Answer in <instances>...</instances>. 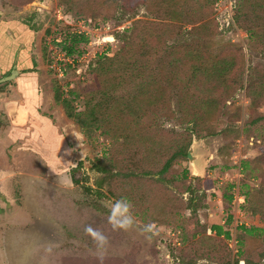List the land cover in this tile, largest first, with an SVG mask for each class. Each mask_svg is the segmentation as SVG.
<instances>
[{
    "label": "trees",
    "instance_id": "1",
    "mask_svg": "<svg viewBox=\"0 0 264 264\" xmlns=\"http://www.w3.org/2000/svg\"><path fill=\"white\" fill-rule=\"evenodd\" d=\"M72 1L64 0L63 5L66 11L73 10L76 18L97 15L116 25L144 10L149 17L163 21H136L130 29L115 32L121 46L111 55H99L87 66L85 75L92 81L73 79L79 63L66 62L60 67L63 76L53 84L54 101L62 106L67 118L76 122L93 147L102 148V157L92 167L97 174L96 189L83 187L84 191L104 199L107 196L102 189L106 188L109 197H124L132 203L142 228L145 223L158 222L170 233L178 232L180 245L168 247L175 264H198L201 260L212 264H264V244L256 236V232L264 235V229L239 227L242 237L233 257L226 243L229 233L221 225H213L209 231L214 234L210 236L198 218L200 201L213 182L191 178L185 184L187 168L182 174L174 171L175 165L187 162L190 137L221 136L224 145L220 150H232L233 141L228 137L234 140L240 131L228 127L241 119L242 109L236 107L230 113L227 102L236 93L244 92L248 117L241 132L259 155L241 162L245 178L244 190L239 194L243 192L245 197L244 208L247 204V211L259 214L264 222V115L260 111L264 107V0H233L236 6L232 20L246 32L250 51L262 63L258 69H249L245 77L240 45L215 41L219 33L217 22L211 18L214 0H84L77 6ZM169 26L178 31L172 40L163 34ZM47 34L50 30H46ZM179 36L194 40L182 44ZM85 42L84 35L64 33V39L53 44L73 57L81 53L76 45ZM47 49L46 45L44 51ZM81 102L83 108L79 109ZM221 116L227 117L229 123L217 133L211 124L222 123ZM176 126H185L189 138L179 142ZM81 166L82 162H78L71 173ZM230 167L224 165V169ZM252 180L258 182L256 187ZM72 181L81 183L73 175ZM235 187L227 184L223 189L226 210L231 207ZM172 193L190 196V220H180L178 214L176 219L177 196H170ZM88 204L96 210L105 208L97 202ZM231 221L229 214L226 224Z\"/></svg>",
    "mask_w": 264,
    "mask_h": 264
},
{
    "label": "rangeland",
    "instance_id": "2",
    "mask_svg": "<svg viewBox=\"0 0 264 264\" xmlns=\"http://www.w3.org/2000/svg\"><path fill=\"white\" fill-rule=\"evenodd\" d=\"M63 1L0 0V15L6 13L2 15L3 18H0L1 21L9 22L7 24L10 25L14 24L18 29L15 30V33L21 34L23 38L26 37L27 50L21 53L20 63H27L31 59L35 60L36 68L33 69V76L29 75L32 77L26 76L25 78L29 79L34 89L38 91L37 94L43 97V105H40V108L42 106L44 111L51 114L54 121L52 123L55 126L57 123L61 126L63 134L67 138L65 140L69 145L70 160L72 159V162L66 164L65 167L58 166L54 170V180L49 183L45 182L48 186L42 187L44 191L35 188L31 191L28 190L26 197H28L29 203L26 208H22L23 195L19 187V184L22 185L20 183L22 181L12 177L11 173L15 172V167L20 168L19 171H24L22 166L24 161L22 163L16 162L15 167L10 165L13 160L9 156L15 158L18 153L15 147H9V145H13V141L11 137L9 138L8 132L12 130L14 124L7 113L9 106L4 105V102L10 100L8 98L16 94V85H8L7 92L0 90V172H4L1 174V184L4 191H0V219L6 221L0 223V264H175L168 247L173 248L180 245L178 232L172 231L170 233L167 227L159 225L158 222H153L152 224L155 225L153 232L144 233L141 231L143 224L140 217L134 212L137 228L129 231L112 229L107 222V217L112 203L117 198L109 197L106 188L102 189L107 196L104 199H99L94 192L84 191L83 188H90L92 191L96 189L94 179L97 174L92 171V167L97 163V159L102 157V148L99 145L93 147L76 122L67 119L61 106L52 103L50 100L53 84L58 81L56 79H61L60 77L63 76L60 67L64 63L80 64L77 76L73 79L84 80L85 82L92 81L91 76L85 75L87 66L99 55L103 53L111 55L121 46L114 36L115 32L130 29L136 21L154 23H163V21L149 17L144 10H141L133 18L116 25L112 20L103 21V17L97 15L95 18H91V16L76 18L73 15V10L71 12L65 10L66 6L63 5ZM73 1H75L73 5L77 6L84 0ZM73 5L72 8L74 9ZM235 6L233 0H214V13L211 18L217 22L219 33L215 38L217 43L230 42L240 45L239 50L243 54L244 62L243 77H245L248 75L249 69H258L262 63H259L258 57L250 51V40L246 32L237 28L232 20ZM176 24L177 22H175ZM174 28L169 26L163 30V34L171 40L174 39L178 33L177 29ZM191 28L192 26H185V29ZM46 30H50V34L45 35ZM64 33L86 37L85 43L76 45L78 51L81 52L80 54H73V57H70L60 52L58 47L53 44L54 41L63 40ZM32 37L37 39L36 43H32ZM40 38H42V45L39 50L37 41ZM179 38L182 44H189L194 40L193 37L191 39L179 36ZM46 45L48 49L44 51ZM213 48L215 52L217 47L214 44ZM28 65L30 66L29 63H27ZM227 105V110L230 113L234 112L236 107L242 109L241 119L233 121L228 127L240 131V135L236 139L232 140V137H228L229 141H233L232 150L226 151L224 149L225 153L220 150V147L224 145L221 136L190 137L192 139L191 144L194 143L195 146V153L202 157L199 164L200 176L194 177L192 175L188 169V161L175 165L174 171L176 175L182 174L183 169L187 168L189 174L187 181H183L185 184H188L191 178L213 182L211 188L207 189L206 196L200 201L202 209L197 212L198 218L201 224L207 226L210 236L214 234L209 231L213 225H221L223 231L229 233L230 238L226 243L234 257L238 249L237 241L239 236L242 237L239 227L264 229V222L259 214H251L249 210L247 211V204L245 205L247 209L244 208L243 199L245 197L241 195L243 192L239 194L240 191L244 190L242 180L245 178L244 172L241 171V162L251 161L259 155L258 150L252 146L251 140L245 139L241 132L248 117V101L244 92L236 93L233 100H228ZM78 108H83L82 102ZM260 111L264 115V107ZM37 112L41 114L39 109ZM219 119L222 123L216 125L217 122L214 121L211 124L217 133L224 126L227 127L226 125L229 123V119L225 116H221ZM185 129V126L183 128L176 126L178 135H180L179 142L189 138L188 131H184ZM25 161L28 164L27 168L33 169L38 165L36 162L39 159L36 155L32 156L31 159H25ZM78 162H82V166L78 167L76 172L71 173V170L77 167ZM224 165H229V167L231 165V167L224 169ZM41 173L44 175L43 172ZM72 175L81 181L79 185L73 183ZM9 176L12 177L11 183L14 187L10 192L7 189L9 188V181L6 180ZM252 181L250 183L254 182L253 185L256 187L258 182ZM51 183L54 184L50 185ZM5 184L7 187H3ZM227 184H235L236 186L235 196L228 210H226L222 200L223 189ZM253 188L254 186L249 191L251 192ZM170 196H177L176 219L178 214V219L190 220L191 211L187 206L190 196L186 193L179 195L172 193ZM89 202L101 203L102 207H105V211L104 209L101 211L89 207ZM229 214L232 216V221L227 225L226 218ZM89 224L104 231L108 237L109 243L102 254L97 252L91 238L85 234L84 229ZM145 225L147 224L145 223ZM256 236L264 244V235L256 232ZM198 264L212 263L201 260ZM240 264H244V262H240Z\"/></svg>",
    "mask_w": 264,
    "mask_h": 264
},
{
    "label": "crops",
    "instance_id": "3",
    "mask_svg": "<svg viewBox=\"0 0 264 264\" xmlns=\"http://www.w3.org/2000/svg\"><path fill=\"white\" fill-rule=\"evenodd\" d=\"M4 14H6V13L1 14L0 18H3L2 15H4ZM7 23H9V22H3L0 19V38L4 37V35H3L4 31L18 30L14 24L10 25ZM39 45H40V41H37V46L39 47ZM29 83L30 82H28V83H24V81L21 82V85L15 94L16 96L13 95L11 98H8L10 100L4 102V105L9 106V109H7V111H8L7 113L9 115L11 113L14 116L13 118L16 119V124H14L12 126L13 128L11 131H9V133L11 132L12 134H15V137H17L18 134H21L20 141H22L23 143L26 141V138H27L26 134H27V130L29 129L26 127L27 126L26 124L29 123L28 118L29 117L37 118V116L34 114V112H36L40 108V105L43 104L42 103L43 97H40L37 94V91L34 89L33 85L31 83H30V85H28ZM50 100L52 103H56L54 101V98H53V92H52V96H51ZM61 108H62V106H61ZM63 112H64V110H63ZM64 114H65V112H64ZM66 118H67V116H66ZM51 120L53 121V118ZM65 123H67V122L65 121ZM51 127H52V135L48 138H45V139H43L41 137L42 135H41V132L39 131V128L35 127L34 128L35 138L33 139L36 141L37 140L38 141H44L43 143L45 145H48V147H49L48 148L49 159L47 161H48L49 165L47 167H44V169H42V170L39 168L38 170H36V173H35V170L31 173H28V172L25 173L24 171H21V170L11 173L12 177H14L16 179H20L22 181V182H20L22 185L19 184V187L22 191L21 194L23 195L22 208H24V207L26 208L27 204L29 203L28 197H26L28 194V190L31 191L34 188L36 190H40V189L43 190V188H44L43 186H45V185L48 186V184L45 182L49 183L51 180H54V170H56V168H58V166L65 167L66 164L72 162V159L70 160L69 145L67 144V142L65 140L66 137L63 134L61 126L58 125V123H57V126H55L53 124V126L51 125ZM45 135H46V132H45ZM35 144L36 145L38 144L39 146H41V144H39L38 142ZM37 152L39 153L37 155L38 157L45 158V159L47 158V154H45V153L40 154V152H41L40 150H37ZM41 172H43L44 175ZM2 173H4V172L3 171L0 172V191H4L2 189V184H1V181H2L1 174ZM12 177L9 176L6 178V180L9 181V188H7L9 190V192L11 190H13V188H14L12 186V183H11ZM3 178H5V177H3ZM3 181H5V179H3ZM53 184L54 183H51L50 185H53ZM39 186H41V187H39ZM3 187H7L6 184L3 185ZM9 194H11V193H9Z\"/></svg>",
    "mask_w": 264,
    "mask_h": 264
},
{
    "label": "flooded vegetation",
    "instance_id": "4",
    "mask_svg": "<svg viewBox=\"0 0 264 264\" xmlns=\"http://www.w3.org/2000/svg\"><path fill=\"white\" fill-rule=\"evenodd\" d=\"M15 32L16 31H14V30L4 31L3 32V35H4L3 38L4 39L0 38L1 39L0 40V79L10 78L9 80L0 83V90L6 91L9 88V87H7L8 85H12V84L14 85L15 84L16 90L18 91V89L21 85V82L24 81V83H28L29 79H27L25 77L27 76L28 78H31L33 76L32 73L34 72L33 69L36 68L35 60H32V59L27 62L30 64V66L29 65L27 66V63H25V62L20 63L21 59H19V58L21 57V53L25 52L24 50H27V46H26L27 41L25 39L26 37L23 38L21 36V34H18V33L16 34ZM30 36H32V35H30ZM36 40L37 39L35 37H32V43L36 42ZM38 41H40V45H39V50H40L41 45H42V38ZM21 47H22V49H21ZM21 66H23V67H21ZM29 75H32V76H29ZM32 83H34V82H32ZM37 93H38V91H37ZM37 111L34 112V114L37 116V118H33V120H34L33 123L29 122L26 124L27 125L26 127L29 129L27 130V134H26L27 138H26V141L24 142L25 144L22 141H20L21 134H18L17 137H14L15 134H13L14 136L13 135L11 136V132H10V135L8 132L9 138L11 137L12 141H13V145H9V147L10 146H13V148L15 147V150L18 153L17 157H15V158H12L11 156H9L10 159L14 161V162L12 161V163L10 165L12 167H15L14 164H16V162L22 163L24 161L22 166L25 169L24 170L25 173L26 172L31 173L34 170L36 173V170H38L39 168L42 170V169H44V167H47L49 165V163L47 161L49 159V153H48L49 147H48V145H45L43 143L44 141H38V140L36 141L33 139L35 138V136H34L35 135V133H34L35 127L39 128V131L41 132V135H42L41 137L43 139L48 138L52 135L51 125L53 126V123H52L51 119L53 117L51 116V114L48 111H44L42 109V106H41V108H39V111L41 114H38ZM45 132H46V135H45ZM9 141H10V139H9ZM37 142L39 144H41V146H39L38 144L36 145L35 143H37ZM37 150L41 151L40 154L41 153L47 154V158L45 159V158H41V157L37 156L39 161L36 163L38 165L36 167H34L33 169H29V168H27L28 164H26L25 159H27V158L31 159L32 156L38 155L39 153L37 152ZM15 169H16L15 172H17V171H19L18 169H20V168L15 167Z\"/></svg>",
    "mask_w": 264,
    "mask_h": 264
},
{
    "label": "clouds",
    "instance_id": "5",
    "mask_svg": "<svg viewBox=\"0 0 264 264\" xmlns=\"http://www.w3.org/2000/svg\"><path fill=\"white\" fill-rule=\"evenodd\" d=\"M132 208V203L124 197L116 199L112 203L107 217V222L111 225L113 230L129 231L137 228V222ZM154 227V224L149 223L145 225L141 231L144 233H152ZM84 231L85 234L91 238L97 252L102 254L109 243L108 237L105 235L104 231L93 227L90 224L85 227Z\"/></svg>",
    "mask_w": 264,
    "mask_h": 264
},
{
    "label": "water",
    "instance_id": "6",
    "mask_svg": "<svg viewBox=\"0 0 264 264\" xmlns=\"http://www.w3.org/2000/svg\"><path fill=\"white\" fill-rule=\"evenodd\" d=\"M9 79L10 78L0 79V83H2L4 81H7ZM13 117L14 116L10 113V117L9 118L11 119L13 124H16V119H14ZM28 120L31 123H33V121H34L32 117H29ZM201 160H202V157L195 153V146H194V143H192L189 146V149L187 151V161H188V169H189V171L192 173V175L194 177L200 176V174H199L200 173L199 172L200 171L199 164H200ZM4 222H6V221H4L3 219H0V223H4Z\"/></svg>",
    "mask_w": 264,
    "mask_h": 264
}]
</instances>
